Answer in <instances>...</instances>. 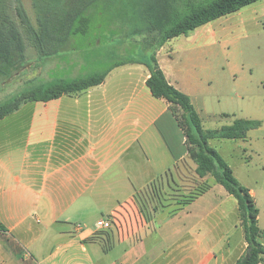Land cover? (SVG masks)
Listing matches in <instances>:
<instances>
[{
  "label": "crops",
  "instance_id": "0c3cea01",
  "mask_svg": "<svg viewBox=\"0 0 264 264\" xmlns=\"http://www.w3.org/2000/svg\"><path fill=\"white\" fill-rule=\"evenodd\" d=\"M109 27L110 34L126 28L115 23ZM165 45L156 51L159 64L170 83L194 104L201 78L188 67L193 58L181 63L167 57ZM129 48L126 40L74 39L40 60L28 41V62L18 72L21 82L110 71L97 86L28 101L0 119V264H235L244 253L247 242L238 200L215 179L208 192L175 215L163 211L152 221L140 218L125 236L113 226L116 242L109 251L93 240H102L107 230L97 226L98 220L125 211L121 206L133 203L137 190L188 153L169 103L155 97L147 85V55L118 58L117 53ZM103 49L114 55L105 70L97 72L107 60ZM122 60L126 63L114 66ZM226 202L236 214L231 227L225 224L228 213L220 210ZM239 228L244 241L233 258L229 235Z\"/></svg>",
  "mask_w": 264,
  "mask_h": 264
},
{
  "label": "trees",
  "instance_id": "16d2710c",
  "mask_svg": "<svg viewBox=\"0 0 264 264\" xmlns=\"http://www.w3.org/2000/svg\"><path fill=\"white\" fill-rule=\"evenodd\" d=\"M10 1L0 0V76H7L8 79L26 66L28 41L43 60L53 56L66 42L89 35L92 23L97 18L105 19L103 21L110 26L114 23L126 24L132 17L137 25L143 26L136 31L150 35L151 38H146L147 45L154 43L159 50L172 38L188 35L200 26L259 0H33L37 11L36 25L31 22L22 1L15 0L21 26L6 12ZM107 8L110 9L109 14ZM122 32L102 37L106 35L104 31H95L94 40L113 41V38L119 37L120 42L124 43L127 35ZM124 63L126 61H118L114 66ZM146 64L150 71L147 85L155 97L169 103L186 136L188 153L173 169L135 192L132 199L141 216L152 221L163 211L175 215L212 188L208 180V176H212L238 200L247 247L235 264L264 263V243L260 240L264 237V230L259 226L257 202L250 188L237 179L233 168L210 144L214 138L245 140L251 130L262 125V121L236 118L231 124L220 128L205 129L191 97L170 83L156 52ZM109 71L75 79L38 82L32 90L0 103V119L28 101H47L97 86L105 80ZM102 234V240L96 237L93 240L98 241L104 251H109L115 245L116 233L113 229H107Z\"/></svg>",
  "mask_w": 264,
  "mask_h": 264
},
{
  "label": "rangeland",
  "instance_id": "374dc122",
  "mask_svg": "<svg viewBox=\"0 0 264 264\" xmlns=\"http://www.w3.org/2000/svg\"><path fill=\"white\" fill-rule=\"evenodd\" d=\"M21 1L31 22L36 25L37 11L33 0ZM16 4L15 0H11L6 12L21 26L15 9ZM128 10L131 11L130 7ZM129 19L128 23L121 24L126 26L121 34L127 35L125 40L130 43L131 48L117 53L118 58L132 60L147 55L150 59L157 50L156 44L148 46L146 38H151L150 35L145 34L147 32H137V28L143 26L137 25L132 17ZM103 20L105 19L97 18V21L92 23L90 34L80 37V40H94L95 31L101 30L112 36L107 32L109 24ZM117 34H120V31ZM114 39L121 40L119 37ZM165 48L164 54L167 57H175L181 63L185 62L187 57L193 58L188 67L201 78V84L198 86L201 92L194 96V105L205 129L220 128L230 124L235 118H255L262 121V126L255 129L248 139L215 138L210 144L233 168L237 179L254 190V198L259 208V226L264 230V0L217 18L188 35L172 38ZM103 52L100 51L102 57L107 60L95 70L97 72L105 70L111 62L109 57L114 55L108 49H103ZM33 55L28 53V56ZM20 79L18 73L9 79L7 76H0V103L32 90L33 85L38 82H21ZM208 179L212 182L215 178L208 176ZM232 207L231 202H226L220 208L222 212L228 213L225 223L227 227H231L236 217ZM229 237L233 258H236L244 241L241 228L233 229ZM260 240L264 243V237Z\"/></svg>",
  "mask_w": 264,
  "mask_h": 264
},
{
  "label": "built area",
  "instance_id": "2783aa9c",
  "mask_svg": "<svg viewBox=\"0 0 264 264\" xmlns=\"http://www.w3.org/2000/svg\"><path fill=\"white\" fill-rule=\"evenodd\" d=\"M132 202H125L121 207L125 211H117L112 214L110 218H102L98 220L97 226L100 229H111L113 226H116L119 232L125 236L129 233V227H131L134 223H138L139 219L143 217L141 216L137 207H135L134 201ZM134 207L136 210H134ZM133 209V212H129ZM129 213H128V212ZM125 214V216H124ZM82 227L81 223L76 225V228L80 229Z\"/></svg>",
  "mask_w": 264,
  "mask_h": 264
}]
</instances>
